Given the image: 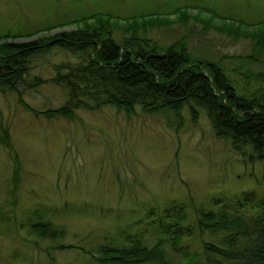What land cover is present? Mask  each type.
<instances>
[{
    "label": "rangeland",
    "instance_id": "obj_1",
    "mask_svg": "<svg viewBox=\"0 0 264 264\" xmlns=\"http://www.w3.org/2000/svg\"><path fill=\"white\" fill-rule=\"evenodd\" d=\"M114 1L0 0V35L27 34L45 28L47 22H63L65 16L111 12L125 18L171 12L184 5H191L192 16L197 15V7H208L249 23L264 17V0ZM169 19L175 20L177 15ZM82 26L44 31L39 36ZM145 36L162 46L186 36L192 53L221 62L238 88L253 93L264 86V55L263 63L244 59L254 45L249 39L235 40L215 30L205 33L192 20L147 31ZM54 53L35 63L26 78L29 84L34 76H40L45 84L24 85L20 93L0 92V124L8 130L21 165L20 186L14 192L15 159L0 141V264L88 261L77 250H58L59 241H44L29 231L28 219L36 207H44L54 225L66 229L61 242L90 249L121 229L138 232L146 225L140 222L141 217H149L150 210L174 200L192 199L198 207L211 208V196L226 206L249 195L263 197L264 163L245 161L248 157L236 151L230 140L215 135L204 114L199 113L194 122L188 109L180 118L145 115L140 108L127 116L110 106L78 109L71 119L29 111L21 100L41 113L62 108L68 100L63 89L49 82L56 75L53 65L75 59L64 52ZM156 221L150 218L146 223ZM191 242L192 250H200L198 240ZM179 261L186 262L175 260Z\"/></svg>",
    "mask_w": 264,
    "mask_h": 264
},
{
    "label": "trees",
    "instance_id": "obj_2",
    "mask_svg": "<svg viewBox=\"0 0 264 264\" xmlns=\"http://www.w3.org/2000/svg\"><path fill=\"white\" fill-rule=\"evenodd\" d=\"M191 8L184 5L171 12L125 18L111 12L65 16L63 22L49 20L45 28L27 34L0 35V92L20 93L24 85L45 84L40 76H34L29 84L26 78L35 63L54 51L64 52L75 60L53 65L56 75L48 82L63 89L68 96L66 104L41 113L21 100L29 111L71 119L75 110L110 106L127 116L140 108L145 115L172 114L180 118L188 109L194 122L199 113L204 114L215 135L230 140L236 151L248 157L245 161L264 163V86L253 93L238 88L221 62L200 52L192 53L186 36L168 46L145 36L147 31L176 23L186 25L192 20L205 33L215 30L235 40H251V54L244 59L263 63L264 17L249 23L208 7H197V15L192 16ZM176 15L177 19H169ZM77 24L83 26L49 37L39 36L44 31ZM0 132L1 143L15 159V192L20 186L21 165L13 153L9 132L1 124ZM184 201L174 200L150 210L149 217L157 219L155 223H146L150 218L141 217L140 222L146 225L138 232L121 229L90 249L61 242L66 229L56 227L42 206L32 209L28 226L41 240L59 241L58 250H77L88 259L84 264H182L183 261L175 262L177 258L186 260L184 264H264V195H249L229 206L211 196V208L198 207L192 199ZM194 239L200 250H192Z\"/></svg>",
    "mask_w": 264,
    "mask_h": 264
}]
</instances>
